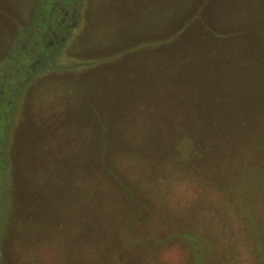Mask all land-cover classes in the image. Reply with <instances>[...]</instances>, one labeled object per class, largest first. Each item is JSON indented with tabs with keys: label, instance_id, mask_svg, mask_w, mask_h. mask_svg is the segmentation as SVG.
<instances>
[{
	"label": "rangeland",
	"instance_id": "rangeland-1",
	"mask_svg": "<svg viewBox=\"0 0 264 264\" xmlns=\"http://www.w3.org/2000/svg\"><path fill=\"white\" fill-rule=\"evenodd\" d=\"M0 264H264V0H0Z\"/></svg>",
	"mask_w": 264,
	"mask_h": 264
},
{
	"label": "trees",
	"instance_id": "trees-1",
	"mask_svg": "<svg viewBox=\"0 0 264 264\" xmlns=\"http://www.w3.org/2000/svg\"><path fill=\"white\" fill-rule=\"evenodd\" d=\"M185 136H187V135L182 136L181 139H184ZM259 137H261V135H259ZM190 142H191L190 144L194 143V136L193 135H192V138L190 139Z\"/></svg>",
	"mask_w": 264,
	"mask_h": 264
}]
</instances>
